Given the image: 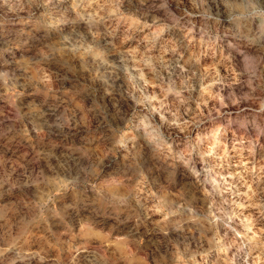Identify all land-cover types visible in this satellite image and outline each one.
I'll return each instance as SVG.
<instances>
[{"label":"clouds","instance_id":"clouds-1","mask_svg":"<svg viewBox=\"0 0 264 264\" xmlns=\"http://www.w3.org/2000/svg\"><path fill=\"white\" fill-rule=\"evenodd\" d=\"M0 264H264V0H0Z\"/></svg>","mask_w":264,"mask_h":264},{"label":"rangeland","instance_id":"rangeland-1","mask_svg":"<svg viewBox=\"0 0 264 264\" xmlns=\"http://www.w3.org/2000/svg\"><path fill=\"white\" fill-rule=\"evenodd\" d=\"M246 155L247 154L245 153V156ZM230 162L232 164L231 170L228 172H225L223 174V175L228 177L229 181L238 180L242 183L243 181L248 179V176L246 175V171L250 167H258L257 165H253L251 160L240 159L239 157H237L235 160H231ZM236 187H237L240 195H243V193L247 191V186L241 187L239 183L236 185ZM224 195H225V198H229L232 196V191L229 190V192H226ZM237 200H238V203H240L241 205L243 204V201L239 200V196H237ZM160 211H161V209L158 208L157 209V216H159ZM248 222L252 223L254 221H252V218L250 217Z\"/></svg>","mask_w":264,"mask_h":264}]
</instances>
